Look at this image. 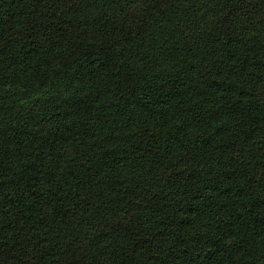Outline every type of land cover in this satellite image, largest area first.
<instances>
[{
  "label": "trees",
  "instance_id": "obj_1",
  "mask_svg": "<svg viewBox=\"0 0 264 264\" xmlns=\"http://www.w3.org/2000/svg\"><path fill=\"white\" fill-rule=\"evenodd\" d=\"M0 264H264V0H0Z\"/></svg>",
  "mask_w": 264,
  "mask_h": 264
}]
</instances>
